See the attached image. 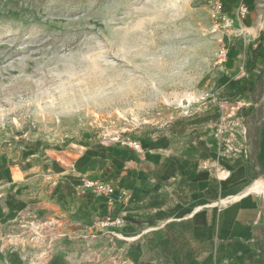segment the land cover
Listing matches in <instances>:
<instances>
[{
    "label": "rangeland",
    "instance_id": "rangeland-1",
    "mask_svg": "<svg viewBox=\"0 0 264 264\" xmlns=\"http://www.w3.org/2000/svg\"><path fill=\"white\" fill-rule=\"evenodd\" d=\"M261 33L264 0H0V163L15 195L53 205L17 221L5 264H95L82 253L111 230L74 200L87 150L167 136L220 177L246 153L260 168Z\"/></svg>",
    "mask_w": 264,
    "mask_h": 264
},
{
    "label": "crops",
    "instance_id": "crops-1",
    "mask_svg": "<svg viewBox=\"0 0 264 264\" xmlns=\"http://www.w3.org/2000/svg\"><path fill=\"white\" fill-rule=\"evenodd\" d=\"M263 132L260 168L246 153L240 163L228 161L235 169L221 166L227 172L221 177L215 166L190 160L179 142L167 136L144 142L140 152L87 150L75 164V175L99 178L114 192L76 193L78 211L84 216H122L125 225L108 236L94 235L106 237L93 239L99 248L81 257H91L95 264H264V190L249 192L254 182L264 184ZM18 173L0 163V264L8 260L4 244L21 217L53 207L43 196L15 195L10 186ZM48 212L53 217L55 212ZM52 260L77 264L71 254Z\"/></svg>",
    "mask_w": 264,
    "mask_h": 264
},
{
    "label": "built area",
    "instance_id": "built-area-1",
    "mask_svg": "<svg viewBox=\"0 0 264 264\" xmlns=\"http://www.w3.org/2000/svg\"><path fill=\"white\" fill-rule=\"evenodd\" d=\"M217 8L221 9V4H218ZM246 12L247 8L241 7V15H244ZM122 145L128 146L134 151H141L142 149V144L137 140H123ZM81 185H83L86 190L92 191L97 196L112 194L114 192L113 186L106 184L99 178L95 177H82ZM98 225L101 227V229L112 231L113 229L115 230L117 228L123 227L125 225V219L122 216L106 215L98 221Z\"/></svg>",
    "mask_w": 264,
    "mask_h": 264
},
{
    "label": "trees",
    "instance_id": "trees-1",
    "mask_svg": "<svg viewBox=\"0 0 264 264\" xmlns=\"http://www.w3.org/2000/svg\"><path fill=\"white\" fill-rule=\"evenodd\" d=\"M260 42L254 46L253 44L250 45V50L252 53V57H253V63H257L260 59H261V50L263 47V42H264V35L263 33H261V37H260Z\"/></svg>",
    "mask_w": 264,
    "mask_h": 264
},
{
    "label": "bare ground",
    "instance_id": "bare-ground-1",
    "mask_svg": "<svg viewBox=\"0 0 264 264\" xmlns=\"http://www.w3.org/2000/svg\"><path fill=\"white\" fill-rule=\"evenodd\" d=\"M264 190V184L258 180L257 182H254L250 188H249V192L251 191H255V192H262Z\"/></svg>",
    "mask_w": 264,
    "mask_h": 264
}]
</instances>
